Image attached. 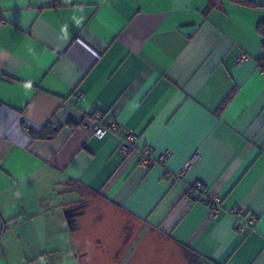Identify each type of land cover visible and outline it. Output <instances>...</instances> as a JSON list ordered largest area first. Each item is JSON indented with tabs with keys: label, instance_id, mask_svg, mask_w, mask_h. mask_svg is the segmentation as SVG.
<instances>
[{
	"label": "crops",
	"instance_id": "0c3cea01",
	"mask_svg": "<svg viewBox=\"0 0 264 264\" xmlns=\"http://www.w3.org/2000/svg\"><path fill=\"white\" fill-rule=\"evenodd\" d=\"M261 21L264 6L231 0H0V264H122V240L98 235L122 220L161 264H191L190 249L264 264ZM97 113L118 129L95 135ZM51 119L58 135L33 139ZM147 146L172 155L144 167ZM199 181L216 218L185 198Z\"/></svg>",
	"mask_w": 264,
	"mask_h": 264
},
{
	"label": "built area",
	"instance_id": "2783aa9c",
	"mask_svg": "<svg viewBox=\"0 0 264 264\" xmlns=\"http://www.w3.org/2000/svg\"><path fill=\"white\" fill-rule=\"evenodd\" d=\"M249 59V56L245 52H240L236 58L237 63H242L243 61H246ZM100 118V114L97 113L94 115V119H96V124L94 127V134L101 137L105 135L107 132H114L118 129V123L116 121H112L108 124L100 123L97 120ZM124 139L121 144L120 151L124 156H128L135 147V142L137 140V135L127 129L124 131ZM154 151L151 147L147 146L143 148L142 150V160L141 164L144 167H148L151 163H160V164H166L168 160L170 159L172 153L170 151H165L163 153H160L156 156L153 155ZM186 168L182 169L180 172L174 174L173 179L174 181H179L184 175H185ZM203 183L197 182L193 186L188 187L186 191V199L189 201H193L196 199V194L199 192L201 194L200 200L203 201L209 209V216L212 218H216L219 215L220 211V201L218 196H208L203 192ZM246 212V209L242 206H238L232 210V213L240 217ZM251 225H254L256 223V218L253 217L251 219Z\"/></svg>",
	"mask_w": 264,
	"mask_h": 264
},
{
	"label": "rangeland",
	"instance_id": "374dc122",
	"mask_svg": "<svg viewBox=\"0 0 264 264\" xmlns=\"http://www.w3.org/2000/svg\"><path fill=\"white\" fill-rule=\"evenodd\" d=\"M91 212L93 213V215L91 214ZM94 214H95L94 211H89L87 216L85 217L86 220L88 221L87 225L89 226V229L91 228V225L94 222L93 221ZM90 219H92V222H89ZM86 220L83 221V224L85 223ZM121 223H122L121 225L111 224L113 227L112 226L110 227L107 221H105L104 223L99 222L98 223L99 224L98 235L100 236V238H103L104 236L105 238H108V239L110 237L115 240H122V248L118 249V253L116 255V256H120V255H123L124 252H126V255H124L122 258L123 259L122 264H127L129 256L135 257L134 256L135 254H137V258H139L142 261L141 263H138V264H161L159 263V259H157L156 257V256H159V254H156V253L154 254L155 249L144 247L143 242L146 239V236H145L146 231L143 229H139V226L131 223L130 220H122ZM89 234L91 233L89 232ZM131 239H135V241L137 242L136 249L134 248L127 249L125 247L128 241ZM149 239L155 240L157 239V237L156 236L149 237ZM134 250L135 252L133 254ZM151 255L153 256L151 257ZM183 264H186V262Z\"/></svg>",
	"mask_w": 264,
	"mask_h": 264
},
{
	"label": "trees",
	"instance_id": "16d2710c",
	"mask_svg": "<svg viewBox=\"0 0 264 264\" xmlns=\"http://www.w3.org/2000/svg\"><path fill=\"white\" fill-rule=\"evenodd\" d=\"M54 5L55 4H61L64 0H52ZM233 3L241 4V5H248V6H264V3H259L260 0H231ZM258 33L263 37V47H264V21H261L257 27ZM264 59V57H263ZM230 97H228L226 100L223 101V103L220 106V110L224 108L226 103ZM70 124L76 125L73 121H70ZM61 129L60 124L56 121V119H51L42 130L35 131L30 130V135L33 139H54L59 131ZM191 252V264H200L198 262V258H200V254L194 251L193 249H190Z\"/></svg>",
	"mask_w": 264,
	"mask_h": 264
},
{
	"label": "water",
	"instance_id": "95a60500",
	"mask_svg": "<svg viewBox=\"0 0 264 264\" xmlns=\"http://www.w3.org/2000/svg\"><path fill=\"white\" fill-rule=\"evenodd\" d=\"M69 211H71V210H69ZM68 211V212H69ZM73 216H74V214H73ZM67 218H68V220L71 222V215L70 214H67Z\"/></svg>",
	"mask_w": 264,
	"mask_h": 264
},
{
	"label": "flooded vegetation",
	"instance_id": "af4514ba",
	"mask_svg": "<svg viewBox=\"0 0 264 264\" xmlns=\"http://www.w3.org/2000/svg\"><path fill=\"white\" fill-rule=\"evenodd\" d=\"M73 212H74L75 215L79 214L78 213L79 212L78 209L74 210Z\"/></svg>",
	"mask_w": 264,
	"mask_h": 264
}]
</instances>
